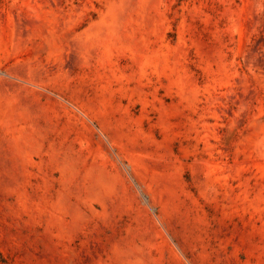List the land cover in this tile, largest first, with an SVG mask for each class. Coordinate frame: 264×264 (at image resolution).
I'll return each instance as SVG.
<instances>
[{
  "label": "rangeland",
  "instance_id": "1",
  "mask_svg": "<svg viewBox=\"0 0 264 264\" xmlns=\"http://www.w3.org/2000/svg\"><path fill=\"white\" fill-rule=\"evenodd\" d=\"M0 264H264V0H0Z\"/></svg>",
  "mask_w": 264,
  "mask_h": 264
}]
</instances>
